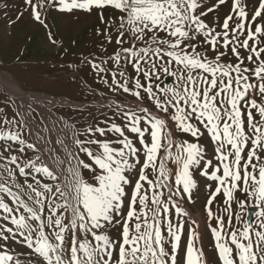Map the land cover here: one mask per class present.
Returning a JSON list of instances; mask_svg holds the SVG:
<instances>
[{
  "label": "snow or ice",
  "instance_id": "6c2138e0",
  "mask_svg": "<svg viewBox=\"0 0 264 264\" xmlns=\"http://www.w3.org/2000/svg\"><path fill=\"white\" fill-rule=\"evenodd\" d=\"M15 10L52 45L49 17L95 16L106 92L80 125L0 80V264H264V0Z\"/></svg>",
  "mask_w": 264,
  "mask_h": 264
},
{
  "label": "rangeland",
  "instance_id": "374dc122",
  "mask_svg": "<svg viewBox=\"0 0 264 264\" xmlns=\"http://www.w3.org/2000/svg\"><path fill=\"white\" fill-rule=\"evenodd\" d=\"M5 3L8 8L0 7V80L10 82L19 93L18 97H11V93L0 89V100L9 96L18 98L21 103L32 98H50L58 105L61 99L82 104L84 118L73 110V119L80 125L85 124L88 110L99 109L104 100L98 93L106 92L94 79V73L81 64L83 56L101 54L98 46L103 37L96 35L99 21L95 16L83 15L76 21L49 17L52 31L58 38V45H52L45 30L34 25L27 13L17 20L18 0H0V5ZM9 20H16V23L9 24ZM108 47L110 51L111 46ZM74 65H79L81 71L77 72ZM108 95L116 99L111 93ZM96 115L99 116L98 111Z\"/></svg>",
  "mask_w": 264,
  "mask_h": 264
},
{
  "label": "bare ground",
  "instance_id": "6f19581e",
  "mask_svg": "<svg viewBox=\"0 0 264 264\" xmlns=\"http://www.w3.org/2000/svg\"><path fill=\"white\" fill-rule=\"evenodd\" d=\"M12 89H13V91L15 92V93H19L18 91H17V87H15V88H13V86H12ZM21 93V92H20ZM32 96H39V97H49V96H47V95H32ZM61 101H65V100H63V99H61ZM67 101V100H66ZM68 102H70V101H68ZM70 103H72V102H70ZM73 104H75V103H73Z\"/></svg>",
  "mask_w": 264,
  "mask_h": 264
},
{
  "label": "water",
  "instance_id": "95a60500",
  "mask_svg": "<svg viewBox=\"0 0 264 264\" xmlns=\"http://www.w3.org/2000/svg\"><path fill=\"white\" fill-rule=\"evenodd\" d=\"M249 218L254 219L255 217L254 216H251V214H250Z\"/></svg>",
  "mask_w": 264,
  "mask_h": 264
}]
</instances>
